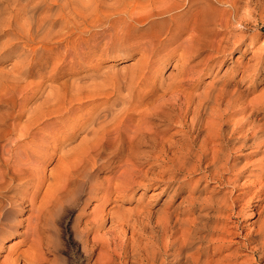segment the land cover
<instances>
[{"label": "bare ground", "instance_id": "6f19581e", "mask_svg": "<svg viewBox=\"0 0 264 264\" xmlns=\"http://www.w3.org/2000/svg\"><path fill=\"white\" fill-rule=\"evenodd\" d=\"M259 14L264 0H0V36L7 35L0 56L18 49L25 58L34 56L39 50L32 42L54 35L65 53L61 68L30 89L23 82L33 58L21 63L15 79L20 92L0 97V264H64L46 253L60 247L50 214L66 195L87 186L86 205L105 188L101 198L107 201L115 192L127 195L141 178L171 186L172 199L190 174L192 190L173 208L162 207L155 220L152 212L136 210L103 231L122 205L106 213L93 207L77 225L86 264H253L213 245L246 228L237 222L230 229L223 218L254 212L245 239L264 258V123L253 117L256 111L252 119L235 111L245 95L236 74L199 89L203 76L223 62L220 56L240 47L246 32L235 38L233 25L253 23ZM84 34L93 40L86 47L80 44ZM99 50L102 58L131 61L79 72ZM68 63L74 73L63 74ZM63 133L69 136L60 143ZM248 146L260 156L240 166ZM56 155L47 174L45 164ZM111 158H119L118 168L97 180L100 160ZM152 159L160 170L142 171ZM16 235L17 249L8 245Z\"/></svg>", "mask_w": 264, "mask_h": 264}, {"label": "rangeland", "instance_id": "374dc122", "mask_svg": "<svg viewBox=\"0 0 264 264\" xmlns=\"http://www.w3.org/2000/svg\"><path fill=\"white\" fill-rule=\"evenodd\" d=\"M263 16L264 15L261 16V14H259L257 16L258 18L253 23L247 22V24L244 23L245 25L244 24L238 25L236 23L237 25L236 24L233 25V33L235 35V38H238L243 32H246V35L243 38H240V47L238 46L234 47L235 49H233V52L231 54L225 53L226 55L224 54L221 55L220 59L223 58V62L219 67L215 68V71L213 73L211 72L203 76L199 88L202 89L203 85L208 80L209 81L217 80V79L219 80V77L220 79L229 78L236 74V79L240 83V90L245 95L242 98V100L239 101L240 102L239 104L234 105L235 106L234 109H238L239 107V110H235V111L240 113L239 114L240 117L242 116L250 117L251 111L253 113H255L256 111L257 113L256 115L253 114V117L256 118L258 123H262V122L264 123V95H262V93L264 92V17ZM57 29H59L58 26L55 27V30ZM83 36L85 37L81 38L83 40L81 41L82 43H80L81 45H83L82 47H86L93 42L92 39L91 41L87 40V38L89 37L88 35L84 34ZM15 37L17 42L13 48L19 46L17 35ZM4 38L6 39L7 35L4 34L0 36V42L1 40L3 41ZM60 42H61V38L58 36L55 37V35L52 36L50 40L47 41L45 40L44 42H41L40 38L39 39L37 38L34 42H32V45L37 47L39 50L38 52H36L34 56L32 55V53H30L28 57L25 58L22 55L24 49L22 50L18 49L17 52H13L10 55H8L9 51H7L5 52L6 53L5 55L0 56V97H2L5 92H9V91L20 92L15 80L16 75L20 70V64L26 62L27 59L29 58H33L32 62L34 63V66L31 67L32 71L30 72V74L26 75V78L23 82V87L27 86L29 89L31 87L33 88L36 85V83L40 81H46L51 75V73H53L56 70H59L61 68V65H63L64 63V54H65L63 45L56 48V45L61 44ZM65 43L66 41L64 42V44ZM44 45H46L45 46L46 48L43 47ZM100 52L101 50H99L97 54H95V58L88 67V69L82 68V70H79V72L81 71V73H83L86 72V70L101 72L104 69L103 67L106 64H109L111 61L116 62L117 68L131 61L129 58L127 60H123L120 58L118 59L114 58L115 60H112L113 58L107 55L102 58L99 55ZM64 66L65 67H63V69L61 70L63 74L74 73L68 70V68L70 67L69 63ZM21 68H24V66ZM171 68L172 67L170 66V68L166 69L165 75H167L170 72ZM40 73L43 74L40 75ZM4 108L5 106L0 100V113ZM243 119H245V117H243ZM68 136L69 133L60 134L59 136L60 143L66 141ZM79 140L80 137L77 138L75 141H72V144H70L69 146L75 145L76 143L79 142ZM255 150L256 149L254 148V146H248L244 148L241 154L242 158L240 161V166L244 165L247 162L249 163V166H252L251 162L255 158H257V156H260V154L255 153ZM57 157L58 155H56L54 158H52L45 164V171L47 174L52 169H54ZM118 159L119 158H115V159L111 158L110 160L107 161L105 159H101L99 162L100 166H98L97 169L98 172L96 175V179L99 181H103L111 178V175H113V171L118 168L116 166L117 163H120V160ZM158 161L159 160L156 159L149 160L145 162L143 165H141L140 169L142 171H146L149 168L153 167L150 169V171L153 173L155 172L157 173L160 170L159 168L160 165ZM198 176L199 175H195L193 179L195 178L197 179ZM138 179H139L138 182H136L133 185L131 191L123 197L117 196V192H115L110 200L105 201L103 198H101L104 192L106 191V189L104 188L99 192L100 197L92 198L91 201L85 205L83 201L86 198L87 196L86 194L88 191V187L86 186L85 187L86 189L83 190V192L78 194L77 196L69 194L66 195L65 198H62L61 200L57 201L55 203V206L52 207L51 209L52 213L50 215L52 218L57 219L58 231H55L53 233V237L59 243L60 247L59 249H56V251L53 250L47 251L46 258L54 259L55 257H61L65 261L64 264H86L87 259L83 252V247H82L83 245L80 242L81 240L77 230L81 219H86L90 217L89 214L92 211H94L93 207L104 209L103 213H106L110 210L109 208L113 207L114 205L115 206L116 204L122 205L120 207H116L115 211H113L115 217L114 220L116 222H114V220H111V222L113 221L112 223L110 222V220L105 221L103 226L105 227L103 228L104 231L106 229L114 228V225L117 224V220L119 216L133 213L136 210L144 209L146 211L152 212L151 215L153 216V220H155L157 212L162 207L165 210L166 209L169 210L173 208L181 200H183V196L186 194V192H188L189 189L192 190V185L195 186V180L194 182H192V174H190L187 176V178H185L184 191H182L181 194H179L178 196L175 193L174 197L172 199H169V195L174 190L171 186L167 187V184L164 182L162 183L160 182L158 184L155 183L144 184L145 181L143 179L141 178ZM205 183L206 181H204V184ZM209 183L211 186L212 185L214 186L216 184L218 185V183L212 180H210ZM253 202H257V201L254 200ZM84 207L85 210L83 211ZM179 211L181 212V209H179ZM26 214H28V212H26L24 215ZM183 216H188V215L183 214ZM257 217H258V212H254V214L246 213V215L244 216L241 215L239 218L237 217L223 218L226 219L227 226H230V229H235L236 228L235 225L238 223L245 225L246 228L243 229L242 232H236L235 234L227 236V238H225L226 239L225 242L222 245L215 244L213 245V247L216 248L220 247V252L224 254L234 253L236 251L238 261L240 262L263 264L264 258L260 256L259 253H253L250 250V246H248L247 240L245 239L247 237L246 233L251 228L250 225L252 223L250 222L252 221L254 222V220L256 221ZM210 220H211L210 221L211 224L212 223L215 224L214 219H210ZM18 240L19 237L17 235L13 236L10 240H8V245H12L13 247L15 246V249H17L16 248L17 244L15 243H17ZM20 247L22 248V246ZM97 251H99V248L97 249ZM95 257H97V252L94 255V258ZM54 261L56 263L59 262L56 260Z\"/></svg>", "mask_w": 264, "mask_h": 264}]
</instances>
